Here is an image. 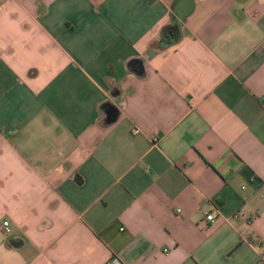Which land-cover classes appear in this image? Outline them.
<instances>
[{"label":"crops","instance_id":"0c3cea01","mask_svg":"<svg viewBox=\"0 0 264 264\" xmlns=\"http://www.w3.org/2000/svg\"><path fill=\"white\" fill-rule=\"evenodd\" d=\"M263 239L264 0H0V264H264Z\"/></svg>","mask_w":264,"mask_h":264},{"label":"built area","instance_id":"2783aa9c","mask_svg":"<svg viewBox=\"0 0 264 264\" xmlns=\"http://www.w3.org/2000/svg\"><path fill=\"white\" fill-rule=\"evenodd\" d=\"M139 130L137 128L133 129V133L136 134L138 133ZM244 188V186H242ZM263 194V192H261ZM179 211V209H177ZM240 215L239 213L235 214V217ZM205 218L207 221H213L214 220V215L212 213H206ZM2 229L4 233H9L10 232V226H9V221L8 220H3L2 221ZM262 243H264V239L262 240ZM106 264H124L121 259L117 255H113L110 257L109 261Z\"/></svg>","mask_w":264,"mask_h":264},{"label":"water","instance_id":"95a60500","mask_svg":"<svg viewBox=\"0 0 264 264\" xmlns=\"http://www.w3.org/2000/svg\"><path fill=\"white\" fill-rule=\"evenodd\" d=\"M186 15H187L186 13H185L184 15H180V14H179V18L183 21V20L185 19ZM138 63H139V60H137V59H133V60H131V61L129 62V65H130L132 68L137 69L136 66H138ZM140 70H141V67H139L138 71H140Z\"/></svg>","mask_w":264,"mask_h":264},{"label":"trees","instance_id":"16d2710c","mask_svg":"<svg viewBox=\"0 0 264 264\" xmlns=\"http://www.w3.org/2000/svg\"><path fill=\"white\" fill-rule=\"evenodd\" d=\"M171 29V28H170ZM175 42H171V43H169V45H171V44H174ZM111 92L113 93V94H119L120 93V90L117 88V87H115V86H112V90H111Z\"/></svg>","mask_w":264,"mask_h":264}]
</instances>
